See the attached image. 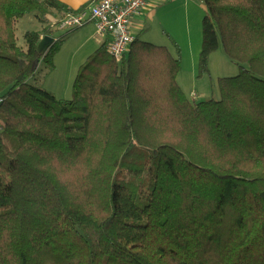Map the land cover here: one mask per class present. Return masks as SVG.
<instances>
[{"label": "trees", "instance_id": "trees-1", "mask_svg": "<svg viewBox=\"0 0 264 264\" xmlns=\"http://www.w3.org/2000/svg\"><path fill=\"white\" fill-rule=\"evenodd\" d=\"M204 4L198 78L220 48L239 67L220 99L191 103L178 45L138 35L120 69L102 44L62 102L30 80L72 34L39 54L65 6L0 0V264H264V0ZM32 14L53 25L23 50Z\"/></svg>", "mask_w": 264, "mask_h": 264}, {"label": "crops", "instance_id": "crops-1", "mask_svg": "<svg viewBox=\"0 0 264 264\" xmlns=\"http://www.w3.org/2000/svg\"><path fill=\"white\" fill-rule=\"evenodd\" d=\"M58 1L61 2L67 10V12L61 14L57 12L54 13L55 19H57L58 22L68 15H73L88 9L94 3V0ZM149 3L146 10L132 19V32L136 36L141 35L142 41L147 44L166 47L173 56H175L176 53L174 44L178 45L182 56V72L178 76L177 82H179L182 91L186 94L191 103L200 104L214 99V94H211L209 91V89L211 90L209 86L211 87L212 82H204L202 84L206 86L201 87L200 82L203 78H198L199 55L202 49L203 37L202 22L204 18L201 22V33L200 30L196 31V33L192 32L191 37L184 38L183 40L172 23L177 12L176 5H183L186 12L187 23L189 24L190 21L197 19L198 14L201 12V17L206 16L207 8L206 4H204V0H177L175 2L151 0ZM21 21L20 25L22 27L19 25L20 22H18L16 34H21L22 38L26 32H32L28 30L31 28V25L39 23L37 16L33 14L24 17ZM48 25H53V20L48 21L47 25L40 24L39 29L36 31L41 32L45 27H48ZM58 28L59 26L55 29L54 38L56 40L62 37V35L72 34H69L61 50L55 56L53 61L54 68L44 67L45 65L40 64L36 77L30 80V82L31 85L42 88L50 94L52 93L57 100L64 102L70 101L72 98L73 84L79 69L87 63L89 57L100 49L102 44L107 43L109 46L110 38L99 37L98 34H96L97 25L95 23H90L83 28L75 29L67 33L58 30ZM193 36H195V38ZM171 39L174 41V44L171 43ZM39 70L43 71L42 76L38 78ZM218 79L222 78L219 77L217 80Z\"/></svg>", "mask_w": 264, "mask_h": 264}, {"label": "built area", "instance_id": "built-area-1", "mask_svg": "<svg viewBox=\"0 0 264 264\" xmlns=\"http://www.w3.org/2000/svg\"><path fill=\"white\" fill-rule=\"evenodd\" d=\"M151 0H94L93 5L61 20L58 30L67 33L87 26L97 25L99 37L110 38L109 53L120 69L130 45L136 40L131 30L134 17L146 10ZM175 2L177 0H165Z\"/></svg>", "mask_w": 264, "mask_h": 264}, {"label": "rangeland", "instance_id": "rangeland-1", "mask_svg": "<svg viewBox=\"0 0 264 264\" xmlns=\"http://www.w3.org/2000/svg\"><path fill=\"white\" fill-rule=\"evenodd\" d=\"M176 6H177L176 7L177 12L175 14V19L172 23H173L175 30L179 32V35L181 39L183 40L184 38L186 39L187 37L188 38L191 37L192 32L196 33V31H199L201 29V22L204 16L201 17L202 12L199 13L197 16L198 18L195 19L194 21H190V24H189L187 23L186 12H185L183 5H176ZM21 22L22 21H20L19 25L21 24ZM39 27H40L39 23L38 24L34 23L33 25H31V28H29L28 30L35 32L36 30L39 29ZM152 32L156 33L155 31H152ZM200 33H201V30H200ZM17 37L19 38V43H18L19 47L22 48L23 50H27L25 39L21 37V34H18ZM193 37L195 38V36ZM171 43L172 44L174 43L172 39H171ZM210 68H211L210 74L207 76H204L200 84H201V87H204L206 85L202 83L212 82L211 87L209 86V88H211V90L209 89V91L211 94L212 93L214 94V99L217 100L218 98H220V93H219V89L217 85V81H218L217 78L235 77L239 73V67H237V63L229 55H227L222 48H220L217 52H215L214 56H212L211 61H210ZM42 71L43 70H39L38 78L42 76Z\"/></svg>", "mask_w": 264, "mask_h": 264}, {"label": "water", "instance_id": "water-1", "mask_svg": "<svg viewBox=\"0 0 264 264\" xmlns=\"http://www.w3.org/2000/svg\"><path fill=\"white\" fill-rule=\"evenodd\" d=\"M56 42V39L53 36H44L38 45V50H39V54L41 56L45 55L48 51L49 48L54 45Z\"/></svg>", "mask_w": 264, "mask_h": 264}]
</instances>
